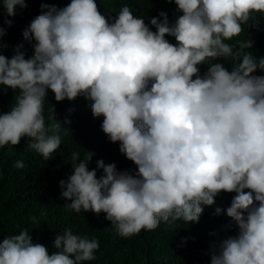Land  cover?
Masks as SVG:
<instances>
[{"label":"clouds","instance_id":"obj_1","mask_svg":"<svg viewBox=\"0 0 264 264\" xmlns=\"http://www.w3.org/2000/svg\"><path fill=\"white\" fill-rule=\"evenodd\" d=\"M0 2L6 16L27 7L25 0ZM174 2L182 15L170 24L161 11L149 22L156 31L128 6L109 23L95 0H71L62 9L42 4L46 11L23 31L36 41L33 56L25 58L23 45L11 58L0 54V85L16 93L11 111L0 114V148L26 136L27 147L49 160L70 121L57 120L51 107L46 124L47 90L58 102L83 95L137 171L102 159L89 170L92 153L80 159L72 152V174L60 181L67 209L103 212L130 238L161 222H198L217 195L234 192L226 213L238 235L213 244L211 264H264V75H254L264 71V57L247 51L250 39L234 40L264 16V0ZM221 58L231 70L214 62ZM201 64L209 65L203 75ZM13 166L25 167L22 160ZM53 246L58 251L49 254L21 230L0 242V264H83L95 259L99 241L65 228Z\"/></svg>","mask_w":264,"mask_h":264},{"label":"trees","instance_id":"obj_2","mask_svg":"<svg viewBox=\"0 0 264 264\" xmlns=\"http://www.w3.org/2000/svg\"><path fill=\"white\" fill-rule=\"evenodd\" d=\"M27 7H16L14 16H6L0 2V27L6 34L0 37V54L11 58L17 45H23L21 51L25 58L34 54L36 41L26 40L23 31L31 21L46 9L42 4L55 5L58 9L67 6L71 0H25ZM99 12L109 23L114 22L117 13L123 6H128L134 16H141L145 23L158 17L161 11L167 13L169 22L174 23L182 12L177 11L174 0H95ZM11 20L9 26L5 20ZM162 19V18H161ZM258 25V26H253ZM149 26L156 31L154 26ZM170 43H177L174 36L166 34ZM250 39L253 41L252 54L257 58L264 57V16L257 15L250 26L234 40ZM226 68L231 70L232 62L219 59ZM200 74L206 73L209 65L198 66ZM254 75H264L257 69ZM16 93L11 88L0 85V114L11 111ZM92 101L83 95L74 100L65 99L58 102L49 89L45 97V122L48 121L49 109L55 110L57 120L65 119L67 135H63L60 148L52 158L45 160L40 154L27 147L30 138L22 137L18 145H6L0 148V242L7 236L28 230L34 243L48 248L49 254L58 249L53 246L57 234L65 228H71L74 234L87 235L90 239L97 238L99 248L95 259L83 264H211L213 244L229 236L238 235V226L226 213L234 192H221L211 206H204L198 222L182 220L174 225L161 222L154 230H141L130 238L119 236L105 219V214L92 211L76 213L65 207L71 201L62 198L60 181L72 174L71 153H80V159L92 153L88 163L89 170L95 169L97 161L105 164L115 163L118 171H129L135 174L137 166L126 158L119 150V142H111L102 131L103 116L94 117L91 111ZM22 160L25 167L17 169L13 165ZM103 175V169H97V178ZM245 191H248L245 189ZM258 203V202H257ZM222 209L216 214L215 209ZM46 213V215H42ZM35 217V221L32 220Z\"/></svg>","mask_w":264,"mask_h":264}]
</instances>
